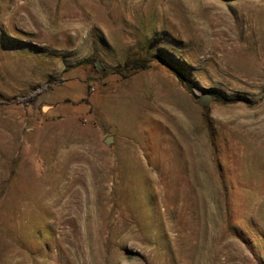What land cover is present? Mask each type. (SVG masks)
Returning <instances> with one entry per match:
<instances>
[{
  "label": "rangeland",
  "instance_id": "rangeland-1",
  "mask_svg": "<svg viewBox=\"0 0 264 264\" xmlns=\"http://www.w3.org/2000/svg\"><path fill=\"white\" fill-rule=\"evenodd\" d=\"M0 264H264V0H0Z\"/></svg>",
  "mask_w": 264,
  "mask_h": 264
},
{
  "label": "trees",
  "instance_id": "trees-1",
  "mask_svg": "<svg viewBox=\"0 0 264 264\" xmlns=\"http://www.w3.org/2000/svg\"><path fill=\"white\" fill-rule=\"evenodd\" d=\"M175 75V77L185 86L188 87V89L197 97H199V95L201 94L200 91L198 89H196L186 78L185 76L177 70L171 69ZM45 90V87H40L38 89L33 90L32 92H30L27 96H25L24 98H22V101L28 100V101H32L34 102L38 96Z\"/></svg>",
  "mask_w": 264,
  "mask_h": 264
},
{
  "label": "water",
  "instance_id": "water-1",
  "mask_svg": "<svg viewBox=\"0 0 264 264\" xmlns=\"http://www.w3.org/2000/svg\"><path fill=\"white\" fill-rule=\"evenodd\" d=\"M96 66L98 67V63H96ZM213 101V97L211 94L209 93H203L200 97H199V100L197 102V104L200 106V107H208L209 104ZM112 142V138L111 137H107L105 139V144L107 145H110V143Z\"/></svg>",
  "mask_w": 264,
  "mask_h": 264
}]
</instances>
